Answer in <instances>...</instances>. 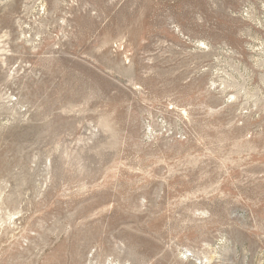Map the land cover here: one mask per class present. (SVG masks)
I'll return each instance as SVG.
<instances>
[{
  "label": "rangeland",
  "instance_id": "1",
  "mask_svg": "<svg viewBox=\"0 0 264 264\" xmlns=\"http://www.w3.org/2000/svg\"><path fill=\"white\" fill-rule=\"evenodd\" d=\"M0 264H264V0H0Z\"/></svg>",
  "mask_w": 264,
  "mask_h": 264
}]
</instances>
